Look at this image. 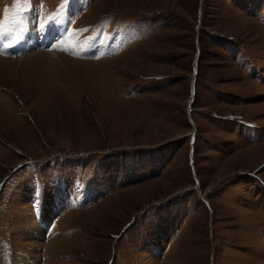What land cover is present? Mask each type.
I'll return each instance as SVG.
<instances>
[{
  "label": "rangeland",
  "instance_id": "1",
  "mask_svg": "<svg viewBox=\"0 0 264 264\" xmlns=\"http://www.w3.org/2000/svg\"><path fill=\"white\" fill-rule=\"evenodd\" d=\"M0 264H264V0H0Z\"/></svg>",
  "mask_w": 264,
  "mask_h": 264
},
{
  "label": "bare ground",
  "instance_id": "2",
  "mask_svg": "<svg viewBox=\"0 0 264 264\" xmlns=\"http://www.w3.org/2000/svg\"><path fill=\"white\" fill-rule=\"evenodd\" d=\"M54 31H55V33L53 34V35H51L49 38H43L42 39V35H40L39 34V37H37L38 38V42H40V45H42V46H49L48 44H47V42H50L52 39H53V37H55V35H57V34H60L61 33V28L60 27H58V25H56L55 26V28H54ZM25 36V35H24ZM55 40V39H54ZM37 42V39H35V38H31L30 40H29V38L27 39V38H25V39H22V40H19L18 42H17V45H16V43H15V45H14V47L16 48V46H19L18 47V49L19 48H24L25 50L29 47V46H32L33 44H35V42ZM38 44V43H37ZM50 44V43H49ZM52 48V47H51ZM16 51H17V49H16ZM15 51V52H16ZM53 54V53H52ZM59 55H57V54H53V55H51V60H52V62L53 63H58L59 62ZM61 61V60H60ZM79 63V62H78Z\"/></svg>",
  "mask_w": 264,
  "mask_h": 264
}]
</instances>
